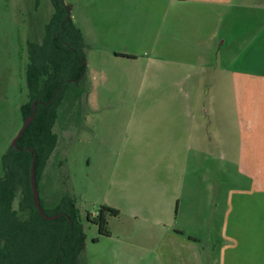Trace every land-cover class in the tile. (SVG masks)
<instances>
[{
    "label": "crops",
    "instance_id": "crops-1",
    "mask_svg": "<svg viewBox=\"0 0 264 264\" xmlns=\"http://www.w3.org/2000/svg\"><path fill=\"white\" fill-rule=\"evenodd\" d=\"M247 1L103 0L96 6L93 38L102 47L92 57L94 87L130 85L133 70L143 84L152 67L171 86L205 90L202 119L195 109L151 113L159 123L149 146L158 151V177H148L145 209L134 212V223L119 222V210L111 216L119 220L115 228L107 217L110 236L103 237L120 248L136 238L141 253L151 251L159 264H206L198 233L218 229L211 264H264V3L252 4L260 9L247 16L245 30L234 23L228 36L226 29L228 10L230 21H239L235 9L252 7ZM98 101L90 102L94 110Z\"/></svg>",
    "mask_w": 264,
    "mask_h": 264
},
{
    "label": "rangeland",
    "instance_id": "rangeland-1",
    "mask_svg": "<svg viewBox=\"0 0 264 264\" xmlns=\"http://www.w3.org/2000/svg\"><path fill=\"white\" fill-rule=\"evenodd\" d=\"M53 1L0 0V178L4 175L2 158L13 146L24 125L22 106L29 101L26 76L31 61L30 46L40 45L45 40L47 25L55 13ZM101 1L64 0L69 9L68 16L82 30L87 43L83 51L87 71L79 81L66 84L57 109L55 133L58 145L38 180L39 199L48 216L61 215L62 210L70 213L72 207L76 210V220L79 219L83 225L85 240L72 264H159L151 251L141 253L136 238L127 248H122L123 245L120 248L119 243L101 236L98 226L88 219V215L95 216L102 206H111L121 213L120 221L108 217L111 227L115 228L119 222L128 225L135 222L134 212L145 209V196L141 194L150 182L146 181L149 176L158 177L154 166L160 165L155 157L158 151L149 147L155 145V138L158 137L156 127H159L151 113L195 109L202 119L205 90L202 85L197 90L186 84L171 86V78L164 74L157 76L152 67L143 84L137 79L139 70H133L130 72L133 78L130 85L111 83L110 86L94 87L92 57L100 56L98 52L102 45L95 42L93 32L96 33L98 24V11L95 12V9ZM239 1L242 0H236ZM257 2L262 4L264 0H249L247 4L252 6ZM259 9L257 5L235 9L237 16L242 17L239 21L237 17L235 21H230L231 14L234 15L233 8L228 10V36L234 23L237 30H245L249 26L247 16ZM65 39L68 41V36ZM101 70L97 75L99 77L106 74ZM189 72H180L178 80L185 79ZM110 73L111 78L116 77ZM158 79L163 83L159 84ZM173 91V97L177 95L178 98L177 102L171 103ZM93 97L99 98L95 110L90 103ZM182 119L185 121L186 115ZM227 138L228 142L238 141L236 135H227ZM125 176V181L117 180ZM47 196L50 201H47ZM22 198V191L19 190L15 208L19 207ZM61 205L62 210L59 208ZM26 217L33 221L31 228L44 243L51 238V231L55 233L56 227L63 230L65 226L64 221L44 222L36 214L29 213ZM198 234L205 248L206 264H211L212 259L218 257L219 231L203 230ZM116 248L120 249L113 253ZM117 256H122V259L114 262ZM140 256L144 261H137ZM71 257L64 256L63 264H68L65 260Z\"/></svg>",
    "mask_w": 264,
    "mask_h": 264
},
{
    "label": "trees",
    "instance_id": "trees-1",
    "mask_svg": "<svg viewBox=\"0 0 264 264\" xmlns=\"http://www.w3.org/2000/svg\"><path fill=\"white\" fill-rule=\"evenodd\" d=\"M53 3L55 13L47 25L45 40L40 45L30 46L31 61L26 76L29 101L22 106L23 121L34 113V106L37 107V114L16 146H12L2 158L4 175L0 178V264H63L64 256H72L65 260L72 264L84 245L83 225L79 219L76 220L73 207L70 213H65L62 205L59 206L62 216L55 222L64 221L65 226L63 230L56 227L55 233L51 231V238L45 243L32 230L33 221L26 217L29 213L36 214L44 222H50L38 213L34 204L30 182L31 163L36 153L38 186V180L58 145V135L55 133L57 109L61 105L66 84L79 81L86 73L83 51L87 43L84 36L68 16L69 9L64 0H54ZM19 190L23 198L19 207L15 208ZM119 214L114 208L102 206L97 215H88V219L98 226L101 236L108 237L107 217H117ZM49 258L51 261H48Z\"/></svg>",
    "mask_w": 264,
    "mask_h": 264
},
{
    "label": "water",
    "instance_id": "water-1",
    "mask_svg": "<svg viewBox=\"0 0 264 264\" xmlns=\"http://www.w3.org/2000/svg\"><path fill=\"white\" fill-rule=\"evenodd\" d=\"M36 103L37 102H35L34 104H36ZM36 114H37V107L34 106V113L30 116V118H28L24 122L22 129L20 130L19 134L17 135L16 139L14 140L13 146H16L18 139L22 136V134L24 133L26 128L31 124V122L35 118ZM36 156H37V154L34 153L32 163H31V169H30V182H31V189H32V194H33V200H34V204H35V207H36L38 213L44 219H46L48 221H52V220H55L57 218H60L62 216V214L61 215L59 214L56 216H48L41 206L40 199H39L38 186H37V179H36V169H35Z\"/></svg>",
    "mask_w": 264,
    "mask_h": 264
}]
</instances>
